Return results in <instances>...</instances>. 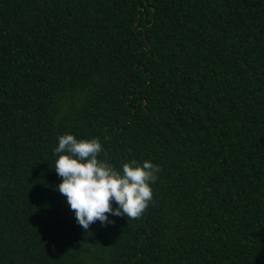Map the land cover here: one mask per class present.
<instances>
[{
  "label": "trees",
  "instance_id": "obj_1",
  "mask_svg": "<svg viewBox=\"0 0 264 264\" xmlns=\"http://www.w3.org/2000/svg\"><path fill=\"white\" fill-rule=\"evenodd\" d=\"M64 134L160 167L139 219L79 226ZM0 264H264V0H0Z\"/></svg>",
  "mask_w": 264,
  "mask_h": 264
},
{
  "label": "clouds",
  "instance_id": "obj_2",
  "mask_svg": "<svg viewBox=\"0 0 264 264\" xmlns=\"http://www.w3.org/2000/svg\"><path fill=\"white\" fill-rule=\"evenodd\" d=\"M102 151L98 139L78 140L72 134L59 136L54 149L59 155L53 168L61 178L56 190L66 197L85 232L97 221L102 226L112 224L108 214L139 219L153 198L151 184L161 171L150 161L138 164L135 159L117 169L98 159Z\"/></svg>",
  "mask_w": 264,
  "mask_h": 264
}]
</instances>
